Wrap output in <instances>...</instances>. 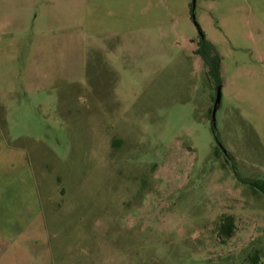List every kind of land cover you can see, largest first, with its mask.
<instances>
[{"label":"rangeland","instance_id":"rangeland-1","mask_svg":"<svg viewBox=\"0 0 264 264\" xmlns=\"http://www.w3.org/2000/svg\"><path fill=\"white\" fill-rule=\"evenodd\" d=\"M195 20L202 39L192 0H0V175L36 179L56 264H264L240 180L264 185V0Z\"/></svg>","mask_w":264,"mask_h":264},{"label":"crops","instance_id":"crops-1","mask_svg":"<svg viewBox=\"0 0 264 264\" xmlns=\"http://www.w3.org/2000/svg\"><path fill=\"white\" fill-rule=\"evenodd\" d=\"M0 264H56L33 175H0Z\"/></svg>","mask_w":264,"mask_h":264},{"label":"water","instance_id":"water-1","mask_svg":"<svg viewBox=\"0 0 264 264\" xmlns=\"http://www.w3.org/2000/svg\"><path fill=\"white\" fill-rule=\"evenodd\" d=\"M195 9H196V0H192V17H193V22H194V25L195 27L197 28L198 30V33L201 35V37L203 38V34L195 20ZM221 96H222V87L221 86H218L216 88V95H215V100H214V105H213V108H212V111H211V118H210V121H211V127H212V132H213V136H214V141L216 143V146L218 148V150L220 152H222L224 154V156H228L229 153L228 151L225 149V147L222 145L221 141H220V138L218 136V131H217V123H216V114H217V111L220 107V104H221Z\"/></svg>","mask_w":264,"mask_h":264},{"label":"trees","instance_id":"trees-1","mask_svg":"<svg viewBox=\"0 0 264 264\" xmlns=\"http://www.w3.org/2000/svg\"><path fill=\"white\" fill-rule=\"evenodd\" d=\"M202 42L212 51H216L215 46L207 41L205 38ZM199 52V51H198ZM218 150V149H217ZM219 152V151H218ZM231 156V155H230ZM232 158V157H231ZM235 171V169H233ZM244 184L250 185L253 189L261 191L264 194V185L260 184L258 181L240 179ZM221 225V236L226 238H231L235 232V224L233 216L223 215L220 219Z\"/></svg>","mask_w":264,"mask_h":264},{"label":"flooded vegetation","instance_id":"flooded-vegetation-1","mask_svg":"<svg viewBox=\"0 0 264 264\" xmlns=\"http://www.w3.org/2000/svg\"><path fill=\"white\" fill-rule=\"evenodd\" d=\"M199 36H200V38L202 39V37H201L200 34H199ZM217 149H218V148H217ZM218 151H219V150H218ZM219 153L223 155L225 163H228V164L231 163V156H230V154L226 157V156H224V154H223L222 152L219 151Z\"/></svg>","mask_w":264,"mask_h":264}]
</instances>
